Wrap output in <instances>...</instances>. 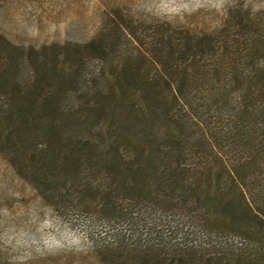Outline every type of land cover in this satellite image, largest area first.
Listing matches in <instances>:
<instances>
[{"label":"trees","instance_id":"1","mask_svg":"<svg viewBox=\"0 0 264 264\" xmlns=\"http://www.w3.org/2000/svg\"><path fill=\"white\" fill-rule=\"evenodd\" d=\"M250 9L233 0L198 28L116 8L88 38L39 45L0 32V199L81 232L51 264H264V13ZM7 229L0 214V264H39Z\"/></svg>","mask_w":264,"mask_h":264},{"label":"rangeland","instance_id":"2","mask_svg":"<svg viewBox=\"0 0 264 264\" xmlns=\"http://www.w3.org/2000/svg\"><path fill=\"white\" fill-rule=\"evenodd\" d=\"M237 1L250 6L252 12L264 13V0ZM232 2L233 0H0V32L15 42L35 45L69 39L83 40L95 33L105 18L106 11L111 12L116 8L126 9L136 20L155 21L159 14L176 17L178 24L209 28L223 20V11ZM1 167L0 163V171ZM22 213L26 214L25 217L18 219H26L23 226L17 219L11 218ZM0 214L8 220L9 229L5 230L4 235L10 239L11 245L38 247L40 252L37 251L36 255L40 256L36 262L39 261V264H51L64 252L63 249H76L81 243V232L76 220L70 222L58 219L44 207L40 208L38 201L0 199ZM73 258L76 259V255Z\"/></svg>","mask_w":264,"mask_h":264}]
</instances>
